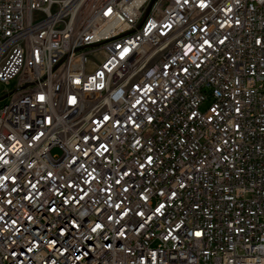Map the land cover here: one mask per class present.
<instances>
[{"label": "built area", "instance_id": "2783aa9c", "mask_svg": "<svg viewBox=\"0 0 264 264\" xmlns=\"http://www.w3.org/2000/svg\"><path fill=\"white\" fill-rule=\"evenodd\" d=\"M12 81L0 258L264 264V0H0Z\"/></svg>", "mask_w": 264, "mask_h": 264}, {"label": "bare ground", "instance_id": "6f19581e", "mask_svg": "<svg viewBox=\"0 0 264 264\" xmlns=\"http://www.w3.org/2000/svg\"><path fill=\"white\" fill-rule=\"evenodd\" d=\"M4 118L13 117V110H3ZM60 153V146H58ZM58 164H60V156H58ZM16 169H24V162H16ZM25 177H32V170H25ZM58 217H60V204H58ZM53 210H46L41 215V220H20L16 223V234L30 235L31 229L37 230V238L45 242H37L36 236H29L27 239V247L30 251H44L47 244H53L57 241L56 251H60V218L52 221ZM50 224H42L49 223ZM0 264H10L8 258H0ZM25 264H49L42 263L39 259H29Z\"/></svg>", "mask_w": 264, "mask_h": 264}, {"label": "rangeland", "instance_id": "374dc122", "mask_svg": "<svg viewBox=\"0 0 264 264\" xmlns=\"http://www.w3.org/2000/svg\"><path fill=\"white\" fill-rule=\"evenodd\" d=\"M14 84H15V81H12L10 85H6L3 82H0V94L8 90L9 88H13ZM8 100H9L8 97L0 99V109L8 102ZM53 152L58 153V149L55 148Z\"/></svg>", "mask_w": 264, "mask_h": 264}, {"label": "snow or ice", "instance_id": "6c2138e0", "mask_svg": "<svg viewBox=\"0 0 264 264\" xmlns=\"http://www.w3.org/2000/svg\"><path fill=\"white\" fill-rule=\"evenodd\" d=\"M197 235H199V233H197Z\"/></svg>", "mask_w": 264, "mask_h": 264}]
</instances>
